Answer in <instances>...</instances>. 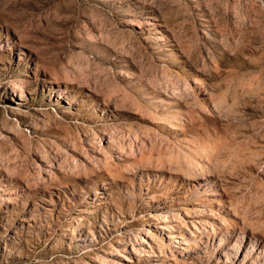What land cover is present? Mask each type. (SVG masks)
<instances>
[{
	"label": "rangeland",
	"instance_id": "1",
	"mask_svg": "<svg viewBox=\"0 0 264 264\" xmlns=\"http://www.w3.org/2000/svg\"><path fill=\"white\" fill-rule=\"evenodd\" d=\"M0 264H264V0H0Z\"/></svg>",
	"mask_w": 264,
	"mask_h": 264
}]
</instances>
